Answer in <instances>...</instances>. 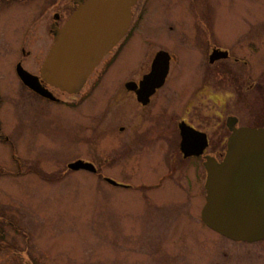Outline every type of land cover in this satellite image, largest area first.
Here are the masks:
<instances>
[{"label":"rangeland","instance_id":"374dc122","mask_svg":"<svg viewBox=\"0 0 264 264\" xmlns=\"http://www.w3.org/2000/svg\"><path fill=\"white\" fill-rule=\"evenodd\" d=\"M69 1L35 0L30 40L35 62L31 57L28 59L34 62V68L51 43L52 11ZM182 1L190 5L189 9L183 4L179 6V0H139L133 8L128 34L116 47L114 61L100 85L74 107L48 105L37 100L33 111L17 97L10 60L0 57V71L12 82H5L10 94L4 92L6 101L4 109H0V133L9 138L20 160L17 165L12 158L11 145L0 141V167L8 171L0 170V219L7 224L14 223L16 229L33 236L37 257L44 258L43 264H155L143 248L141 254L144 241L141 236L146 233L140 214L146 210L150 214L148 205L151 203L176 204L178 201L181 214H187L188 201H194L197 209L205 201L200 160L175 159L172 154L176 151L172 148L173 124L166 113L186 116L198 127L206 125L208 129L218 126L230 112L240 115V123L247 127L261 125L263 120L259 113L262 108L256 103L225 107L226 102L233 101L236 92L227 93L226 89L212 87L210 92L198 91L194 95L190 94V88L198 80L195 68L201 61L198 51L206 44L204 39H218V44H226L241 54L240 58L249 65L258 67L250 71L252 76L260 74L264 66V0ZM23 8L28 5L14 7L20 15L19 20L14 15L1 31V47L7 50L8 46L16 49L12 42L19 41L14 38L19 35ZM207 26L213 28L211 38ZM234 42L238 43L233 45ZM250 45L253 46L251 51ZM157 49L177 59L166 87L154 97V103L147 111L151 117L147 114L139 117L140 113L133 108L136 118L133 116L126 122L123 102L106 105L111 89L127 75L145 70ZM78 97L68 101L74 102ZM244 98L240 97L239 101ZM250 99L256 100L253 96ZM159 109L164 110L163 114ZM95 110L99 111V123L93 131L91 115ZM28 111L31 113L29 119ZM156 112L157 116L152 118ZM21 115L24 121L13 123L11 117ZM122 124L126 125L127 131L118 135L121 143L126 140L133 143L136 137L151 142L159 136L162 152L153 154L154 150L150 145L145 147L143 141L135 145L138 151L130 155L125 156L120 150L116 153L114 131ZM143 151L145 157L140 156ZM77 157L93 160L99 167V175L65 172L66 164ZM170 168L176 169L169 174ZM101 176L130 183L133 188H115L105 183ZM0 229L4 231L0 239V264H12L13 256H16L14 228L0 224ZM183 230L196 241V237L204 232L197 223H186ZM23 242L19 238V243ZM206 249L210 253V264H264V238L254 243L213 238ZM39 253L43 255L39 256ZM176 255L175 264H196L184 252Z\"/></svg>","mask_w":264,"mask_h":264},{"label":"flooded vegetation","instance_id":"af4514ba","mask_svg":"<svg viewBox=\"0 0 264 264\" xmlns=\"http://www.w3.org/2000/svg\"><path fill=\"white\" fill-rule=\"evenodd\" d=\"M34 2L35 0H0V39H3L1 31H3L5 24H9V19L14 17V15H17L19 20L20 15L17 11H14V7H26L28 5V8H23V12L21 13L23 14V17L22 22L18 28L19 35L15 38L13 37L14 35L12 36V38L14 39H19L17 43L12 42V44L16 45L17 50H13L9 46V50H7L1 47L2 43L0 42V57L5 58L6 61L10 60L9 65H11L12 67V80L15 82L12 83L8 78H6V76L4 77L3 73H1L0 71V77L2 78H0V109H4L3 105L6 101L4 100V92H8V94H10L5 84V82L8 81H10L14 85V88H16L15 91L17 93V97L21 98L24 101L23 103L26 102V104L30 106L33 111H35L34 107L37 100L48 105L52 104L65 107H74L76 105H80L91 94L94 88L100 85L101 79L104 78L107 69L112 65L114 61L116 52L114 51L113 54H111L114 50L113 49L102 59L95 70L89 75L85 84L77 94L73 95L60 91L46 84L40 78L39 81L41 86L49 90L54 95L55 100L45 98L37 94L36 91L25 84V82L22 80V77L20 76L21 74H24L22 73V70L23 72H26L30 75L39 76L40 67L48 51L47 49L44 57L40 60L39 63H37V65H35L34 68L35 55L34 52H32L33 49H30V40L33 37L32 31L35 20ZM180 4H183L186 8L188 7V9L190 7V5H188L186 1L179 0V6H181ZM75 5L73 3V0H70L68 3L63 2V5H61L60 8H56L52 11L50 20L51 22L49 24V34L51 35V39L53 38V27L60 28L67 20L68 16L75 9ZM176 5H178V3ZM13 29L15 30V26L13 27ZM206 31L211 38L213 34V28H211L210 26L208 28L207 26ZM204 40L206 41V44H203L202 49L198 51V55L200 56L201 61L196 64L195 68V71L198 72V80L193 86H191L190 94L192 92L195 95L196 92H201L204 90L210 92L212 87L214 89H216L217 87H220V89L223 90L226 89L228 91L227 93H230V91H234L236 93H233L235 94L232 98L233 101L226 102L225 107L227 108V106H230L232 104L237 105V103L243 104L244 102L245 106H250L254 102L259 105L260 108H262L259 114L263 121L258 127L264 126V66L260 70V74L258 76H252L250 71H254L255 69H258V67L252 66L251 64L249 65V62L240 58L242 56L241 54L231 50V48L229 46H226V44H218V39ZM237 43L238 42H234L233 45H236ZM249 49L250 51L253 50V46L250 45ZM160 50L161 49H157L152 54L145 70H143L141 73L135 72L127 75L120 83L117 84V86L111 89L112 93L109 95V99L106 105L109 106L112 103L116 104L119 102H123L122 105L125 110L122 113L124 114L123 119H125L126 122H129L131 117L133 118V116L136 118V113L133 114L132 112V110H134L133 108H136V110H138V112L140 113L138 115L139 117H142L146 114L147 116L149 115L151 117V114L147 113V111L150 107H152L154 103V97L157 96L164 87H166L171 68L177 61L174 55L167 52L169 55V70L162 85H153V83H155L154 79L148 78V75L151 73V66L153 64L155 55ZM30 57L34 62H30L31 60H28ZM27 60L29 62L24 64V62ZM255 64L258 65L257 63ZM260 75H262L260 77L262 80H260L259 78ZM212 77H214L215 80H212ZM169 90L170 93L173 94L174 91L170 87ZM77 95L79 96L77 100H75L74 102L68 101V99ZM252 96L253 98L255 97L256 100L257 98L259 100H251L250 97ZM240 97H245L244 99H242V102L239 101ZM29 108L28 110H30ZM30 111L27 112V114L29 115L28 119L31 115ZM159 111L160 114H163L164 112L163 109H159ZM7 112L9 114V111ZM98 113L99 111L95 110L91 115V118L93 120V131H96L97 124L99 123ZM156 114L157 112L154 113L152 118L156 117ZM12 115L14 116L13 113ZM166 115L169 116V122L173 124L172 131L174 146L172 148H176V151H171L172 154H174L175 159L178 158L179 161L186 162L191 158H197L198 160H200L201 167L204 173V180L206 177V172L203 167L205 157L213 158L218 162H220L224 157L227 139L231 134L229 125H234L235 127L248 126L247 124L240 123L241 117L236 112L227 113L224 116L223 121L218 124V126H215L212 129H208L206 125H201L198 127L191 121V118L188 119L186 116L178 117L176 116V114L171 113H166ZM11 119L13 123L16 124H20L24 121L22 115L21 117H11ZM182 130L185 133H191L187 136V153L183 151L181 146ZM125 131H127V127L123 124L119 125L114 131V149L116 150V153L120 150L123 155H130L131 153L138 151L137 148L135 149V145H137V143L142 144L143 141L145 147H148V145H150V148L154 150L153 154L158 155L162 152V140L159 136H157V138L153 139L151 142L144 139H138L136 137L133 139V143L130 140H126L125 142L121 143V141H119L118 135L125 133ZM0 141L8 143L12 147V143L9 138L5 135H2V133H0ZM200 143L202 145L201 147H199ZM140 151L141 149H139V152ZM145 154L146 153L143 151V153H140V156L145 157ZM113 157L115 159L114 155ZM113 157L110 158L112 162L114 160ZM12 158L14 162L19 165V155L14 147H12ZM75 160H83L85 162L92 163L96 169V171H94L92 170V167H89L87 169L82 168L76 172L99 175V167L95 165L93 160H85L82 157H77ZM65 169V172L69 170L67 168V165ZM175 169L176 168H170L169 174L173 173ZM0 170H2L1 167ZM4 171L2 170L3 173ZM176 172L179 173V171L177 170ZM102 178L104 177L102 176ZM107 183L115 188L123 190H130L131 188H133L130 183H124L117 180L116 183ZM134 191L136 192L137 189L134 188ZM204 203L205 201L197 209V205L194 201H188V204L186 206L187 214H181L180 201H178V203L176 204L174 202H157L155 204L151 203L150 205H148L149 207H151L149 208V211L151 213L148 214L149 212L146 210L144 213L140 214V221L143 222V227L145 228L144 232L146 233V236H141L142 240H144L141 245V254L143 253L144 249L145 253L148 255V259L155 264H175L177 256L176 254L184 252L185 255H188L191 259H194L193 261L196 262V264H210V253L206 249V247H208L209 240L213 238L217 241H220L221 239L229 241L232 240L213 231L202 220L201 211ZM184 204H182V206ZM186 223H197L203 229V235L196 237L198 239L197 241L191 239L188 235V232L186 230H183ZM12 227L14 228V230L12 231L15 233V235L13 236V238L15 239L13 241V247L15 248L14 254L16 255L15 257L13 256L14 261L12 264H43L44 262H42V259L44 258L37 257L33 236L30 234H26L24 230H19V228L16 229L14 223H12ZM3 234L4 231L0 230V239H2ZM19 238H22L24 242L19 243ZM38 255H43V253H39ZM185 259L187 260L189 258L185 257Z\"/></svg>","mask_w":264,"mask_h":264},{"label":"water","instance_id":"95a60500","mask_svg":"<svg viewBox=\"0 0 264 264\" xmlns=\"http://www.w3.org/2000/svg\"><path fill=\"white\" fill-rule=\"evenodd\" d=\"M76 1L77 8L63 26L53 27V44L42 63L40 76L23 70L20 75L36 93L52 100L55 97L41 86L39 78L60 91L78 92L101 59L126 35L131 8L137 2ZM168 60L166 52L156 54L148 75L154 79L153 85L163 84ZM229 127L231 134L222 161L206 157L204 162L206 195L201 217L208 227L229 239L255 242L264 237V127ZM189 134L182 130L181 146L186 153ZM68 167L77 170L92 165L77 160Z\"/></svg>","mask_w":264,"mask_h":264}]
</instances>
